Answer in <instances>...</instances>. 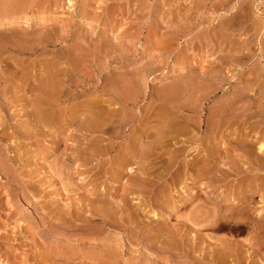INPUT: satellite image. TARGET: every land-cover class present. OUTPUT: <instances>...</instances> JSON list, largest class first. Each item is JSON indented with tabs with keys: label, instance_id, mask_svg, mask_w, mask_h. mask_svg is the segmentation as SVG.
<instances>
[{
	"label": "rangeland",
	"instance_id": "rangeland-1",
	"mask_svg": "<svg viewBox=\"0 0 264 264\" xmlns=\"http://www.w3.org/2000/svg\"><path fill=\"white\" fill-rule=\"evenodd\" d=\"M263 144L264 0H0V264H264Z\"/></svg>",
	"mask_w": 264,
	"mask_h": 264
},
{
	"label": "bare ground",
	"instance_id": "bare-ground-1",
	"mask_svg": "<svg viewBox=\"0 0 264 264\" xmlns=\"http://www.w3.org/2000/svg\"><path fill=\"white\" fill-rule=\"evenodd\" d=\"M40 103H41V100L39 101ZM263 116V115H262ZM250 144V143H249ZM249 144H247V145H249ZM254 145V144H253ZM252 145V146H253ZM249 146H251V145H249ZM264 147V144L263 145H261V148H263ZM263 151V150H262ZM256 152V151H255ZM260 154V153H259ZM258 154V155H259ZM254 157V156H253ZM240 161V160H239ZM243 161V160H242ZM141 163V162H140ZM251 205V204H250ZM180 244V243H179ZM167 245V244H166ZM174 246V245H173ZM178 247V246H177ZM213 252V251H212ZM220 252V251H219ZM217 255H219V254H217ZM221 255V254H220ZM210 256V255H209ZM209 260V259H208ZM230 260V259H229ZM237 262V261H236ZM241 264V263H240Z\"/></svg>",
	"mask_w": 264,
	"mask_h": 264
}]
</instances>
